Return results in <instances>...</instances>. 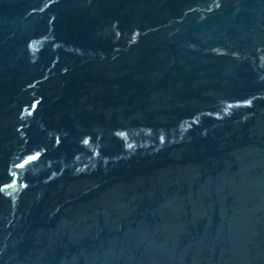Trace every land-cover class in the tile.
I'll return each instance as SVG.
<instances>
[{
	"label": "water",
	"instance_id": "obj_1",
	"mask_svg": "<svg viewBox=\"0 0 264 264\" xmlns=\"http://www.w3.org/2000/svg\"><path fill=\"white\" fill-rule=\"evenodd\" d=\"M0 264H264V0H0Z\"/></svg>",
	"mask_w": 264,
	"mask_h": 264
}]
</instances>
